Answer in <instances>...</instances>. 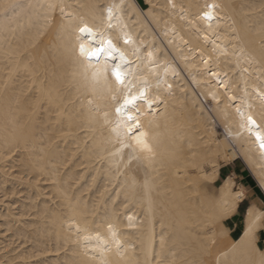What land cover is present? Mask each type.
Listing matches in <instances>:
<instances>
[{
    "label": "bare ground",
    "instance_id": "bare-ground-1",
    "mask_svg": "<svg viewBox=\"0 0 264 264\" xmlns=\"http://www.w3.org/2000/svg\"><path fill=\"white\" fill-rule=\"evenodd\" d=\"M143 1L0 0V264H264V0Z\"/></svg>",
    "mask_w": 264,
    "mask_h": 264
},
{
    "label": "snow or ice",
    "instance_id": "snow-or-ice-1",
    "mask_svg": "<svg viewBox=\"0 0 264 264\" xmlns=\"http://www.w3.org/2000/svg\"><path fill=\"white\" fill-rule=\"evenodd\" d=\"M109 16H111V11L109 12ZM205 16H208L210 18L209 13H205ZM79 31L81 34H83V36H82L83 39L94 40L96 33L86 23L84 24L83 27H80ZM105 44L107 45V47H105ZM113 49H114V45L112 44L111 40L104 41L103 39H101L100 41L97 42L96 47L87 48L84 43H81L79 46V50H80L81 55L86 56L88 58H93V57L99 58L101 56V54H106L108 56H111ZM120 58L123 59L122 54H121ZM111 71L115 75L116 79L122 83L123 77H122V73L120 72L119 65L118 64L114 65L113 68L111 69ZM140 98L141 99L143 98L142 94H141ZM137 99H138L137 96L130 95L129 98L125 99L124 105H133L134 106ZM148 105H149V107L151 106V101H148ZM120 110L121 109H119V108L117 109L118 112ZM131 111H132V109L129 108L128 114H127L128 121L132 122L134 126H139L138 118L136 116H133L131 114ZM247 120L253 127H255L257 129L259 128V125H257L256 120H254L251 116H248ZM128 131L131 132L132 129L128 128ZM143 135H144V133L141 132L140 136H143ZM255 135H256L257 139L260 141L261 149H264V135H262L260 133V131H256ZM137 140H138V143H142L143 146L145 148H147V144L144 141H142L139 137L137 138Z\"/></svg>",
    "mask_w": 264,
    "mask_h": 264
},
{
    "label": "rangeland",
    "instance_id": "rangeland-1",
    "mask_svg": "<svg viewBox=\"0 0 264 264\" xmlns=\"http://www.w3.org/2000/svg\"><path fill=\"white\" fill-rule=\"evenodd\" d=\"M140 3L145 6L144 1L143 0H139ZM237 164V180L238 181H242L250 190H251V194L255 195L256 197H259L261 199H263L264 202V193L262 192V190L260 189V187L258 186V183H254V178L251 175V172L249 171V169L246 167V165L243 163V161L241 159H238L236 162ZM234 163V164H235ZM229 167L232 168L231 165H228ZM218 182H220V180H218ZM249 200L251 201V195L250 197H248ZM245 211V210H244ZM244 213V212H243ZM243 215V214H242ZM242 215L239 218V220H237V222L240 224L242 221ZM228 225L232 228L235 227V223L231 221V219L228 222ZM261 241L262 243H264V237H261Z\"/></svg>",
    "mask_w": 264,
    "mask_h": 264
},
{
    "label": "crops",
    "instance_id": "crops-1",
    "mask_svg": "<svg viewBox=\"0 0 264 264\" xmlns=\"http://www.w3.org/2000/svg\"><path fill=\"white\" fill-rule=\"evenodd\" d=\"M237 161V160H236ZM235 161V162H236ZM231 166H232V168L231 167H229L228 165L227 166H224V167H222L221 168V170H220V174H219V179L218 180H221L222 179V177H225V176H227L228 174H230V172H232V170H234V171H238L237 170V164L235 163H233V164H231ZM249 203H250V200H249V198H247V199H245L243 202H241V204H240V206H239V208H238V210H237V212L233 215V217L231 218V221L232 222H236L237 220H239V218L241 217V215L243 214V212H244V210L247 208V206L249 205Z\"/></svg>",
    "mask_w": 264,
    "mask_h": 264
},
{
    "label": "trees",
    "instance_id": "trees-1",
    "mask_svg": "<svg viewBox=\"0 0 264 264\" xmlns=\"http://www.w3.org/2000/svg\"><path fill=\"white\" fill-rule=\"evenodd\" d=\"M139 1V0H138ZM140 2V1H139ZM141 4V3H140ZM142 5V4H141ZM143 6V5H142Z\"/></svg>",
    "mask_w": 264,
    "mask_h": 264
}]
</instances>
